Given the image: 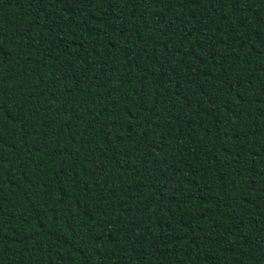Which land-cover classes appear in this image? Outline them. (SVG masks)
Wrapping results in <instances>:
<instances>
[{
    "label": "trees",
    "instance_id": "16d2710c",
    "mask_svg": "<svg viewBox=\"0 0 264 264\" xmlns=\"http://www.w3.org/2000/svg\"><path fill=\"white\" fill-rule=\"evenodd\" d=\"M0 264H264V0H0Z\"/></svg>",
    "mask_w": 264,
    "mask_h": 264
}]
</instances>
